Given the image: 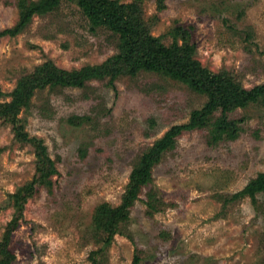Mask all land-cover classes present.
<instances>
[{
    "label": "rangeland",
    "instance_id": "1",
    "mask_svg": "<svg viewBox=\"0 0 264 264\" xmlns=\"http://www.w3.org/2000/svg\"><path fill=\"white\" fill-rule=\"evenodd\" d=\"M39 1L0 0V32ZM117 1L141 37L179 53L188 42L204 69L247 89L264 84V0ZM119 45L73 0L0 38V263L264 264V193L237 196L264 174V107L229 115L233 140L214 142L210 126L179 136L132 181L155 142L209 99L161 74H133ZM100 65L122 70L111 81H60ZM132 186L127 220L101 214Z\"/></svg>",
    "mask_w": 264,
    "mask_h": 264
},
{
    "label": "trees",
    "instance_id": "2",
    "mask_svg": "<svg viewBox=\"0 0 264 264\" xmlns=\"http://www.w3.org/2000/svg\"><path fill=\"white\" fill-rule=\"evenodd\" d=\"M73 1H76L80 10L89 17L92 29L105 26L120 35V51L116 58L119 61H124L123 64L133 74L140 71L161 74L171 80L186 84L192 90L205 94L209 99L201 109L191 112L187 124L173 127L163 138L155 142L154 147L143 155V158L135 167L131 175L132 181H139L147 176L163 153L175 148L179 136L210 126L214 142L217 140H233L237 138L240 130L237 127V121L230 118L229 115L240 108L247 109L252 103L264 107V84L247 89L233 79L218 76L204 69L198 61L192 59L191 53L194 48L188 42H186L184 52L179 53L175 47H167L150 36L141 37L135 23L123 13L126 6L120 5L117 0ZM59 3L60 0H41L27 5L23 13V22L19 27L14 30L1 31L0 38L6 35H15L34 15L53 11ZM186 34L187 37L191 36L190 32H184V35ZM119 70H122V67L119 69L106 65L88 67L78 72L77 76L62 72L60 81L65 82L64 84L67 85L80 86L85 83L84 80L103 78L107 75L110 76L111 81ZM218 112L219 115L216 114ZM134 188L132 186L127 190L119 208L115 210L109 208L114 213L113 215L109 213L108 209L101 212V214H107L112 218L114 215L119 214L118 221L127 220L130 209L137 199L136 186ZM260 193H264V174H260L251 181L246 189L237 196L250 197L256 202ZM117 230L118 226H111L110 233L115 234L118 232ZM10 261L12 260L10 259ZM10 261H2L0 264H5L3 262L9 263ZM138 261L139 257L135 256L133 264H138Z\"/></svg>",
    "mask_w": 264,
    "mask_h": 264
}]
</instances>
